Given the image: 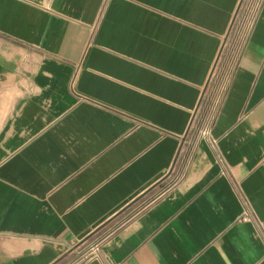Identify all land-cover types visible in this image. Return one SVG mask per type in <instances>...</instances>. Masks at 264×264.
Returning a JSON list of instances; mask_svg holds the SVG:
<instances>
[{
	"label": "crops",
	"instance_id": "obj_1",
	"mask_svg": "<svg viewBox=\"0 0 264 264\" xmlns=\"http://www.w3.org/2000/svg\"><path fill=\"white\" fill-rule=\"evenodd\" d=\"M0 264H264V0H0Z\"/></svg>",
	"mask_w": 264,
	"mask_h": 264
},
{
	"label": "rangeland",
	"instance_id": "obj_2",
	"mask_svg": "<svg viewBox=\"0 0 264 264\" xmlns=\"http://www.w3.org/2000/svg\"><path fill=\"white\" fill-rule=\"evenodd\" d=\"M173 181H174V180L171 179V182H169V183H172ZM169 183H168V184H169ZM168 184H167V185H168ZM167 185H166V186H167ZM95 243H98L97 240H92V241H90V242L86 245L85 248L82 249V252L80 253V258H79V260L82 259V258L85 259V258H87V257L89 256V249H90V247H91L93 244H95Z\"/></svg>",
	"mask_w": 264,
	"mask_h": 264
},
{
	"label": "built area",
	"instance_id": "obj_3",
	"mask_svg": "<svg viewBox=\"0 0 264 264\" xmlns=\"http://www.w3.org/2000/svg\"><path fill=\"white\" fill-rule=\"evenodd\" d=\"M99 250V243L93 244L90 249H89V255H94L98 252Z\"/></svg>",
	"mask_w": 264,
	"mask_h": 264
}]
</instances>
